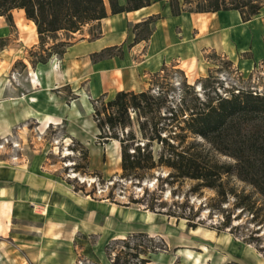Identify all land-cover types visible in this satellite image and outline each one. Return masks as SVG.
Wrapping results in <instances>:
<instances>
[{"label":"crops","instance_id":"obj_1","mask_svg":"<svg viewBox=\"0 0 264 264\" xmlns=\"http://www.w3.org/2000/svg\"><path fill=\"white\" fill-rule=\"evenodd\" d=\"M261 14L248 21L238 10L173 15L170 0H150L147 6L116 14L108 7L98 36L74 37L62 58L53 55L46 64L33 66L26 54L39 47L34 22L22 9L12 11V20L0 15V38L11 41L0 49V136L28 127L30 121L40 130L66 123L68 139L91 145V133L86 132L94 133L96 126L79 123L80 109L65 101L64 91L84 103L88 94L97 99L144 91L152 74L170 66L199 79L205 54L211 51L230 56L248 52L251 61H264V30L244 28L255 19L264 20ZM150 19L148 38L136 40L134 27ZM112 47L123 54L116 49L101 59L94 56ZM19 61L25 73L15 81L10 73ZM47 116L56 121L45 125ZM147 227L142 212L73 190L47 169L41 155L0 157V264H78L85 237L115 240L149 233ZM175 258L161 253L147 264H182ZM95 259L91 250V261ZM198 260L192 255L190 263Z\"/></svg>","mask_w":264,"mask_h":264},{"label":"rangeland","instance_id":"obj_2","mask_svg":"<svg viewBox=\"0 0 264 264\" xmlns=\"http://www.w3.org/2000/svg\"><path fill=\"white\" fill-rule=\"evenodd\" d=\"M261 16H264V11ZM244 28L264 30V20L255 19ZM98 32L99 25L88 24L75 37L87 33L95 36ZM9 39L0 38V49L11 43ZM38 50L39 47L34 51ZM31 52L33 50L26 54L29 62L34 59ZM238 54L230 56L208 52L203 63L204 76L199 79L195 76L187 78L179 68L172 66L152 74L147 84L148 91L156 98L155 105L161 102V106L148 112L146 117L130 109V126L119 127L117 132L127 137L132 131L136 137L132 147L137 144L143 147L150 142L149 149L157 159L168 149L150 137L156 135L155 124L161 128L169 122L167 118L172 108L179 110L182 105L198 107L202 101L216 97V94L230 95L239 90L264 92V61H251L252 56L248 52ZM24 73V64L19 61L10 76L17 81ZM64 95L69 105L73 101L80 109L81 125L92 123L96 126L94 133L85 131L91 133V145L81 139H68L66 123L40 130L35 121H30L26 124L28 127L18 128L9 136H0V157L12 159L35 153L41 155L47 169L58 174L73 190L99 202L125 205L142 212L144 223L150 230L143 235L133 233L119 240L87 236L80 245L78 264H113L116 253L141 250L147 251L141 257L152 259L163 253L169 259L177 257L176 263L182 264H191L192 255L198 257L199 264H264V197L252 185L240 181L235 175H224L222 180L227 193L223 196L215 188L201 186L196 179L169 178L170 169L166 166L150 169L142 179L125 176L121 166L120 141L99 137L101 131L94 117V108H102V100L108 102L115 96L103 97L96 103V98L88 94L84 103L77 101L71 91H64ZM145 119L148 123L143 130L141 124ZM52 121L56 120L47 116L44 124ZM105 130L109 131L107 125ZM169 133V129L162 131V135ZM194 139L202 140L189 134L184 145ZM169 140L172 141L171 138ZM66 148L70 149L71 155L64 156ZM218 159L232 161L227 156H218ZM72 171L93 176L97 178L96 182L89 184L78 177H70ZM91 250L96 255L95 261H91Z\"/></svg>","mask_w":264,"mask_h":264},{"label":"trees","instance_id":"obj_3","mask_svg":"<svg viewBox=\"0 0 264 264\" xmlns=\"http://www.w3.org/2000/svg\"><path fill=\"white\" fill-rule=\"evenodd\" d=\"M149 4L150 0H126L125 3L121 0H0V15L12 20V11L22 9L34 22L39 34V50L31 52L34 57L31 63L35 65L46 64L53 55L62 58L73 43L75 34L81 33L88 24L99 25L108 16V7L112 14H116ZM170 4L173 15L238 10L243 21L264 11V0H170ZM151 21L134 27L137 30L136 40L148 38ZM116 49L118 55L123 54L121 48L112 47L94 56L101 59L112 55ZM101 98L96 99V103ZM156 101L148 89L120 91L110 101L102 100V108H94V117L101 131L99 137L118 139L121 143V166L125 176L142 179L150 169L166 166L170 169L169 178L196 179L201 186L215 188L224 196L227 193L222 180L224 175H235L264 197V92L239 90L228 96L216 94V97L202 101L198 107L182 105L179 110L172 108L167 118L169 122L161 128L155 124L156 135L150 137L162 142L168 149L157 159L149 149L150 142L143 147L140 144L132 147L136 139L134 133L129 131L127 137H123L117 132L119 127L130 126V109L146 117L148 112L161 106V102L155 105ZM147 123L148 119H145L141 124L143 130ZM166 129H169V135H162ZM189 134L202 140L194 139L184 145ZM218 156H227L232 161H220ZM127 246L130 247L129 243ZM146 253L144 250L119 252L115 254L113 264H147L151 258L141 257Z\"/></svg>","mask_w":264,"mask_h":264},{"label":"bare ground","instance_id":"obj_4","mask_svg":"<svg viewBox=\"0 0 264 264\" xmlns=\"http://www.w3.org/2000/svg\"><path fill=\"white\" fill-rule=\"evenodd\" d=\"M56 146V145H55ZM64 151V150H63ZM57 153V152H56ZM64 156H68V155H71L72 152L70 151L69 148H66V150L64 151ZM119 158V157H118ZM69 162V161H68ZM68 165H72V163H68ZM70 177H78L81 181L83 182H88L89 184H92V183H95L96 182V179L95 177L93 176H86V175H82V174H79L78 172L76 171H72V173L70 174ZM178 255V254H177ZM209 263V262H208Z\"/></svg>","mask_w":264,"mask_h":264},{"label":"built area","instance_id":"obj_5","mask_svg":"<svg viewBox=\"0 0 264 264\" xmlns=\"http://www.w3.org/2000/svg\"><path fill=\"white\" fill-rule=\"evenodd\" d=\"M226 96H228V95L226 94Z\"/></svg>","mask_w":264,"mask_h":264}]
</instances>
